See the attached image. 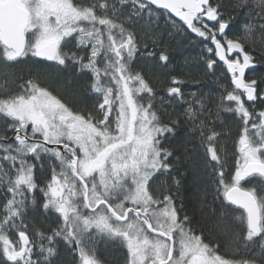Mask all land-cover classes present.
Listing matches in <instances>:
<instances>
[{"label": "snow or ice", "instance_id": "obj_1", "mask_svg": "<svg viewBox=\"0 0 264 264\" xmlns=\"http://www.w3.org/2000/svg\"><path fill=\"white\" fill-rule=\"evenodd\" d=\"M165 13L227 84L205 93L181 71L158 94ZM29 58L76 86L13 70ZM226 118L238 125L227 178ZM237 210L241 232L222 245ZM101 244L125 248L124 264H264V0H0V264H60L61 245L72 264H104Z\"/></svg>", "mask_w": 264, "mask_h": 264}, {"label": "trees", "instance_id": "obj_2", "mask_svg": "<svg viewBox=\"0 0 264 264\" xmlns=\"http://www.w3.org/2000/svg\"><path fill=\"white\" fill-rule=\"evenodd\" d=\"M166 15L167 14L165 13L161 16L159 24L160 31L164 33L166 45L170 49L171 67L167 70H157L154 73L153 83L154 87L158 91V94H164L163 88L167 86V82L168 80H170L169 73H171V75H175L181 71L191 72L194 75H198L199 78H201L203 81L201 87L205 93L213 92L214 90L218 89L219 84H227V73L224 72L223 66H220L217 69L216 76L213 77L211 75H205V68L202 63H194V61H198L199 57L202 55L203 45L200 42V38L191 33L190 30H187L186 28L183 32H181L179 31L178 27L173 26L170 23H166ZM179 23L180 22L177 21V25ZM169 32L171 33L170 36ZM37 69L47 72L51 77V81L53 82V84H56L57 82L63 84L64 81L67 80L68 87L74 88L76 86L77 80L70 72L57 71L55 67L51 66V63L38 61L37 58H29L13 65V70L25 77L28 76V73L30 71ZM222 75L225 78L219 79V83H217V79ZM169 110L171 111V109ZM226 119L228 121V126L232 129L231 136L226 138V140L223 142L225 151L228 154V165L226 169L227 178L228 174L233 171L235 159L238 157V153L236 150L237 146L234 144V141L237 138L236 134L238 131V125L230 118ZM249 186L251 185L242 184V187ZM196 187L200 188L201 191L207 194V203L205 205L207 215L212 216L213 213L219 214L224 202L222 201V197L214 198L216 197V186L213 182V178L206 172L201 171L199 182L196 184ZM184 188L189 189L188 191L182 190V195L185 196L186 208L187 210H189V214H191L192 204L190 203V200L193 195V192L190 191V189L193 188V179L191 175L187 177ZM240 214L241 213L238 210L230 213L231 219L229 221V229L222 235L217 234L218 243L225 245L227 244L228 240L231 239L233 233L241 232L240 222L235 219ZM198 218L199 215L197 214V219ZM221 254H225L224 250H222ZM98 255L101 261L104 262V264H124L127 253L126 249L121 246L115 244H101L99 246ZM72 262L73 257L70 255L69 250L61 245L60 264H72Z\"/></svg>", "mask_w": 264, "mask_h": 264}, {"label": "water", "instance_id": "obj_3", "mask_svg": "<svg viewBox=\"0 0 264 264\" xmlns=\"http://www.w3.org/2000/svg\"><path fill=\"white\" fill-rule=\"evenodd\" d=\"M176 20L179 21L178 18H176ZM44 62L51 63V62H48V61H44ZM233 207H235V206H233Z\"/></svg>", "mask_w": 264, "mask_h": 264}, {"label": "rangeland", "instance_id": "obj_4", "mask_svg": "<svg viewBox=\"0 0 264 264\" xmlns=\"http://www.w3.org/2000/svg\"><path fill=\"white\" fill-rule=\"evenodd\" d=\"M232 35V33H229V36H231Z\"/></svg>", "mask_w": 264, "mask_h": 264}]
</instances>
